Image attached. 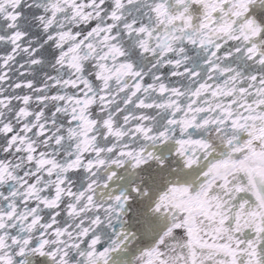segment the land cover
<instances>
[{"label":"snow or ice","instance_id":"snow-or-ice-1","mask_svg":"<svg viewBox=\"0 0 264 264\" xmlns=\"http://www.w3.org/2000/svg\"><path fill=\"white\" fill-rule=\"evenodd\" d=\"M0 264H264V0H0Z\"/></svg>","mask_w":264,"mask_h":264}]
</instances>
